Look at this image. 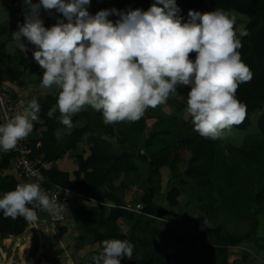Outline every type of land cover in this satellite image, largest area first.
<instances>
[{
	"label": "clouds",
	"instance_id": "clouds-1",
	"mask_svg": "<svg viewBox=\"0 0 264 264\" xmlns=\"http://www.w3.org/2000/svg\"><path fill=\"white\" fill-rule=\"evenodd\" d=\"M23 2L28 11L12 40L23 53L27 47L22 38L35 46L32 56L42 69L41 87L56 96L47 116L53 118L58 110L69 132L72 117L85 106L101 112L105 125L137 122L182 86L189 89L186 111L201 137L223 140L245 120L247 106L236 93L253 75L238 51L240 37L248 32L237 31L236 17L229 11L190 9L187 22H182L176 0H154L146 11L104 9L95 16L85 7L90 0ZM41 8L65 19L46 28ZM109 15L119 19L113 22ZM20 103L22 111L0 123V152L14 150L34 123H43L35 98ZM29 205L56 215L66 207L53 202L36 182L18 183L0 197L5 218L36 222L37 213ZM101 246L91 258L93 264H120L121 258L133 255L128 240L106 239Z\"/></svg>",
	"mask_w": 264,
	"mask_h": 264
},
{
	"label": "trees",
	"instance_id": "trees-1",
	"mask_svg": "<svg viewBox=\"0 0 264 264\" xmlns=\"http://www.w3.org/2000/svg\"><path fill=\"white\" fill-rule=\"evenodd\" d=\"M90 0V4L85 6L90 16H95L98 11L115 8L122 12V8L130 0ZM139 5H152L154 0H133ZM38 0H33V3ZM180 9L178 16L185 22L188 20V11L194 10L201 13L214 9H224L236 17V28H244L248 35L240 37L242 47L238 50L242 61L250 68L252 79L248 83L239 85L236 96L247 106V116L242 124L233 128L246 130L256 128L264 140V0H176ZM28 11L27 6L22 5L16 11V17L21 24L24 22V13ZM124 12V11H123ZM40 18L44 26L50 27L58 20H64L62 14L40 9ZM109 20L115 22L119 19L117 15H109ZM66 22V20H65ZM32 50L27 46L26 57L21 62L24 71L10 72L9 78L23 87L22 82H17L20 78H32L41 83L42 69L34 61ZM28 71V73H26ZM187 87H179L177 92L170 95L169 114L161 111L158 107L157 114L149 115L148 109L145 115L137 122H120L111 125L103 123L102 113L94 110L91 106L84 108L81 115L87 125L95 130H104L110 137L114 138L116 145L104 141H93L89 144V155L83 159L78 157V169L74 173L75 181L68 180V174L58 170L44 171L46 180L62 189L74 191L86 198L98 201L95 207L79 206L73 210V218L76 222V229L88 235L94 244L97 245V253H92L86 259L87 264H93L92 256L102 250L101 242L106 239L128 240L134 245L131 259L127 257L120 259V264H227V254H221L219 247H215L218 241L221 228L214 226L208 228L202 224L203 217L197 220L202 227L200 233L192 232L179 233L171 229H162L155 226V220L142 218L135 220L134 214L123 209L126 205L121 198H117L110 193H102L100 190L105 184L120 182V188L127 189L130 180L137 172L136 162L148 165L150 179L158 174V170L169 165L177 170L178 164H183V171L179 184L181 187L171 189L166 194V201L169 208L178 207L183 202V186L191 182L196 193L203 194L205 203L200 207L208 211H213L215 191L220 182V170L215 162V146L218 140L201 137L194 130L192 123L179 125L180 116L186 108ZM39 113L42 124L34 123L31 133L37 132L40 128L46 130L42 132L39 141L41 143L52 142L54 151L44 159H55L58 156V148L55 143V132L63 129L59 121L58 112L53 118H48L47 112L52 107L49 102L42 104ZM167 124L165 129L156 132L154 139V128ZM190 127V128H188ZM145 133H149L144 153L131 152V146L138 139H144ZM86 129H75L66 135V147H74L76 143L85 141ZM180 143L179 146L176 144ZM118 146L126 148L127 151L118 153ZM29 148L33 149V143H29ZM54 154V155H53ZM12 155V154H11ZM13 157V155H12ZM52 157V158H51ZM8 167L7 161L0 163V169ZM17 181L5 177L0 183V197L3 193L14 190ZM154 193L149 191L140 198L142 203L141 213L144 215L166 218L174 213L162 205L153 202ZM214 202V203H213ZM105 203H111L114 207L109 208ZM140 203V204H141ZM213 203V204H212ZM255 203H264V185L255 196ZM36 212L38 205H29ZM37 207V208H35ZM215 209V208H214ZM205 215H207L205 213ZM125 220L133 222L131 234L126 236L118 232V222ZM21 219H3L0 213V239L9 235L18 236L22 233ZM65 231V228L60 229ZM201 245V248L198 247Z\"/></svg>",
	"mask_w": 264,
	"mask_h": 264
},
{
	"label": "crops",
	"instance_id": "crops-1",
	"mask_svg": "<svg viewBox=\"0 0 264 264\" xmlns=\"http://www.w3.org/2000/svg\"><path fill=\"white\" fill-rule=\"evenodd\" d=\"M0 1L2 3L6 1L8 3V6H11L12 0ZM13 2V7L16 6V8H19L18 5H20L19 3H23V0H20L17 5L13 4ZM16 11L17 9L15 11L13 10L12 12L15 14V16ZM4 15H6L5 11L2 14V17H4V19L2 21L0 20V85H3L4 88L12 94V97L19 101V103L21 101H24L26 105L28 101L35 98L40 106L46 102H49L53 107L56 103V96L49 94L47 89L41 87V83L33 80L32 78L25 79L23 77L17 81L24 84V86L21 87L16 83V81H13L9 78L10 72L11 74H15L16 71H24L21 60L27 55L26 52H21L20 49L16 46L15 42L12 40V32L16 31L18 25H20L21 23L19 22V24H14L13 28L11 29L8 22V16L5 17ZM22 43H24L26 47H31L29 42L24 38H22ZM28 71L29 70H27L26 73H28ZM87 107L88 106H85V108ZM158 107L155 109H151L148 114L155 116L157 114ZM159 108L161 109V111L169 114V101H167L163 105H160ZM72 122L73 128L70 132L65 127H63V129L59 128L55 132V143L57 144V147H59L58 156L55 159H44L46 156H50L55 148H53L52 142L48 141L47 143H41V141H39L42 137V132L46 130L45 128H40L37 132L30 133L28 136V141L29 143H33L34 145L33 149L30 148L31 156L34 159H38L42 162L44 171L53 169L58 170L62 173H66L68 174V180L71 183H74V173L78 169V157H82L83 159L88 157L89 144L93 141H104L115 146L116 141L114 138L110 137L104 130H95L91 127V125H87L86 121L81 115V112L75 114L72 117ZM189 122L192 123L191 117L188 115L185 108L183 114L180 116L179 125L183 124L184 126V124ZM0 123H2L1 117ZM165 127H167V124L154 128V130L151 131L152 133L154 132V139L158 137L156 135V132L160 129H165ZM82 128L86 129L87 139H85L83 143H76L74 147H66V135L72 133L75 129L79 130ZM233 129L231 135L229 136H231V138L235 142L236 150L238 151H240V148L243 147L248 138H250L252 134L255 133V130H257L256 128H247L243 131L238 129H235V131H233ZM236 132L240 134L237 135L239 137H236ZM233 133H235V135H233ZM149 137V133H145L144 139H138V142H135L134 145L131 146V152L134 153L140 150V153H144V150H146L147 148L145 144ZM219 140L220 139H218V141ZM176 145H180L179 141ZM118 148L120 147L118 146ZM123 148L125 149V151H127L124 146ZM123 148L117 150L119 154L124 151ZM214 157L217 166L216 153ZM4 161H7L8 167L6 169H0V183L3 182V179L5 177L16 180L17 184L27 182L25 178H23L21 174L15 169L14 160L10 152H0V163ZM139 164L140 162H136L135 164L137 169ZM183 168L184 167L182 163L178 164L177 170L172 169L169 165H164L158 170V174L151 177V179L149 176V169H147L148 175L145 180V191H142L143 188L141 189L139 186L140 177L138 179L134 178L130 180L127 189L120 188V182L117 181L113 184H105L100 191L102 193H110L117 198H121L126 205L132 206L137 203H141L140 198L149 191H153V202L166 207L174 214L166 218H156L144 215L142 213L132 212L134 214L135 220L145 218L153 222L154 219H156L154 223L158 228L171 229L182 234L187 232L198 234L200 233L199 231H201L202 227L199 226L197 220L203 217L202 224L204 226L210 229L214 228V226H219L221 228V231L219 232L220 237L215 243V247H219V249L221 247L224 248V251L220 252L221 254H227V264H264V232H256L254 233V236L253 234L251 235V238H249L250 236L248 234L242 235L229 232V229L223 226V223L221 221L223 219V216L221 213H218V211H214V214H211L201 209L200 206L207 200H205L203 194L196 193L197 190L191 182L183 186V202L179 205V208H169L166 201V194L171 189L181 187L179 181L181 180V178H183L181 174ZM220 185L223 184L219 182L215 191L216 202L213 204L215 210V205L217 206L220 203V197L222 196L223 198H225L224 196L227 194L224 193L221 188L218 189V186ZM233 185L240 187V182H235L233 183ZM64 190L66 195L65 215L67 224L65 221V225L64 227H62L65 228V231H60L59 229L51 232L53 234L52 237H54L51 239L53 240V242L56 241L55 244H51L50 239L47 238V232H42L41 229L44 227L43 223L47 224L46 218L40 213L38 208L35 207L38 210L36 212L37 216L40 214V216H43L44 219L40 220V218H38L36 222H29L26 221L23 217H17V219H21L20 224L22 225L23 231L18 236L9 235L7 238L0 239V259L7 258L10 252L12 258L9 260V262H6V264H41L42 261H46L50 264H87L86 259L90 254L97 253L98 247L92 242V239L88 235L76 229V223L70 229L68 226L67 218H69V215H71L72 217L73 210H75L79 206L82 205L87 208L95 207L98 205V201L86 198L83 195H80L71 190ZM253 195L255 197L256 193H253ZM134 199H137V201H133ZM105 204L109 208L114 207L111 203ZM258 205L262 206V208L264 209V203H259ZM262 208L261 212L262 214H264V210H262ZM0 213L3 219L13 220L10 217L5 218L3 216V213ZM205 213L207 215H205ZM254 220H251V222ZM261 220L264 219H260V222ZM260 222L258 221L259 225ZM132 225L133 222L120 220L118 222V232L120 234L129 236L131 234ZM259 225L257 227H259ZM37 229L39 231L41 230L40 235L37 234ZM49 230L51 229L49 228ZM234 231H237V229H234ZM6 242L9 244H7ZM50 246L51 250L54 251V253L48 254L47 250ZM198 247L201 248V245H198ZM19 249L21 251H23L24 249L25 250L21 253ZM0 264H5V261L0 262Z\"/></svg>",
	"mask_w": 264,
	"mask_h": 264
},
{
	"label": "rangeland",
	"instance_id": "rangeland-1",
	"mask_svg": "<svg viewBox=\"0 0 264 264\" xmlns=\"http://www.w3.org/2000/svg\"><path fill=\"white\" fill-rule=\"evenodd\" d=\"M19 1L20 0H14L13 2L12 0L13 4L16 5ZM12 2L11 6H8L6 1H4V3L0 1V20L2 21L4 19L2 14L5 11L6 15L4 16H8V22L11 29L14 24H19V20L16 18L15 14L12 13L13 10L15 11L18 8H16V6L13 7ZM19 4L18 7H20L22 3ZM149 7L150 5H139L133 0H130L129 3L123 6L122 12L124 11L126 13L129 10L135 9L146 11ZM55 12L56 11L53 10V13ZM181 21L185 22L183 19H181ZM30 45V48L35 50V46L32 44ZM191 58H195L194 53L191 55ZM169 112H171V109H169ZM190 129L194 130L193 127ZM233 131H235V129H233ZM233 135H235V133H233ZM237 135L240 134L236 132V137H239ZM215 153L217 166L220 170V182L223 184L218 186V189L221 188V190L227 194L224 196L225 198L222 196L220 197V203L217 206L215 205L216 210L213 208V211L209 210L208 212L211 214H214V211L221 213L223 216V219L221 220L223 226L227 227L229 229L228 231L233 234H248L250 236L249 238H251V235L253 234L254 236V233L256 232H264V220H261L260 222V219H264V214L261 212L262 206L255 203V197L253 195V193L258 194L261 187L264 185V140L262 135L258 130H255V133L248 138L243 147L240 148V151L236 150L235 142L231 136H227V138L217 142ZM147 169H149L148 165L140 163L138 169H136L137 172H135L134 175L137 179L140 177L139 186L141 189L143 188L142 191L146 190L145 180L148 175ZM235 182H240V187L233 185ZM135 200L137 201V199H134L133 201ZM262 210L264 209L262 208ZM38 218H40V220L44 219L40 214L38 215ZM67 219L68 226L71 229L76 223L73 214L72 217L69 215V218ZM251 220L254 221L251 222ZM258 221L260 222V225ZM258 225L259 227H257ZM43 226L44 227L41 229L42 232H47V238L50 239L52 245L55 244L56 241L53 242L51 239L54 237H52L53 234L51 233L52 231L49 230V226L46 223H43ZM234 229H237L238 232L234 231ZM41 230L39 231L37 229V234L40 235ZM24 250H20V252L22 253ZM47 251L48 254L54 253V251L51 250V246ZM220 251L223 252L224 248L221 247ZM11 258L12 255L9 252L7 258L0 259V262L5 261L6 264ZM41 264L50 263L42 261Z\"/></svg>",
	"mask_w": 264,
	"mask_h": 264
},
{
	"label": "built area",
	"instance_id": "built-area-1",
	"mask_svg": "<svg viewBox=\"0 0 264 264\" xmlns=\"http://www.w3.org/2000/svg\"><path fill=\"white\" fill-rule=\"evenodd\" d=\"M21 112L19 101L12 97V94L0 85V117L1 122ZM13 155L15 169L21 174L27 182L40 183L41 190L55 203L65 205V190L60 186L48 182L43 174L42 162L31 156L28 137L18 143L17 147L9 151ZM142 204L137 203L134 206L125 205L123 209L141 213ZM40 213L46 218V222L51 231H56L64 227L66 221L65 208L58 214H52L48 211H42L38 206Z\"/></svg>",
	"mask_w": 264,
	"mask_h": 264
}]
</instances>
